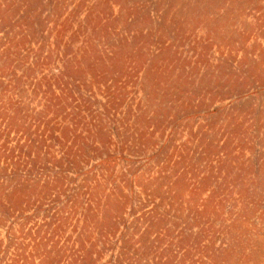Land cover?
<instances>
[{"label":"rangeland","instance_id":"obj_1","mask_svg":"<svg viewBox=\"0 0 264 264\" xmlns=\"http://www.w3.org/2000/svg\"><path fill=\"white\" fill-rule=\"evenodd\" d=\"M0 264H264V0H0Z\"/></svg>","mask_w":264,"mask_h":264}]
</instances>
